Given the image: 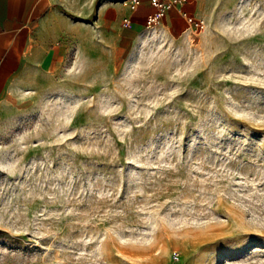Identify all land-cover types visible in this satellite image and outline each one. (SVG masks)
<instances>
[{
	"label": "rangeland",
	"instance_id": "obj_1",
	"mask_svg": "<svg viewBox=\"0 0 264 264\" xmlns=\"http://www.w3.org/2000/svg\"><path fill=\"white\" fill-rule=\"evenodd\" d=\"M41 78L0 120V264H264V0Z\"/></svg>",
	"mask_w": 264,
	"mask_h": 264
},
{
	"label": "crops",
	"instance_id": "obj_2",
	"mask_svg": "<svg viewBox=\"0 0 264 264\" xmlns=\"http://www.w3.org/2000/svg\"><path fill=\"white\" fill-rule=\"evenodd\" d=\"M242 1L186 0L147 28L148 0L135 9L126 0H0V120L14 106L13 97L38 88L42 76L113 67L145 34L187 40L193 32L183 12L209 22Z\"/></svg>",
	"mask_w": 264,
	"mask_h": 264
},
{
	"label": "built area",
	"instance_id": "obj_3",
	"mask_svg": "<svg viewBox=\"0 0 264 264\" xmlns=\"http://www.w3.org/2000/svg\"><path fill=\"white\" fill-rule=\"evenodd\" d=\"M130 9H135L141 2V0H126ZM186 0H148L149 4L152 6V11H150L145 18V26L147 28H153L161 19L173 8L180 6ZM186 21L191 27L192 32H195L202 28L205 24L202 18L195 17L191 14L183 12ZM129 19L127 17L123 18V23L127 24ZM173 264H178V254L175 253L171 256Z\"/></svg>",
	"mask_w": 264,
	"mask_h": 264
}]
</instances>
